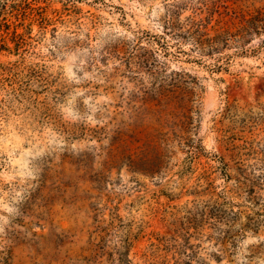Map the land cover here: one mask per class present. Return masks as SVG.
I'll list each match as a JSON object with an SVG mask.
<instances>
[{"label": "rangeland", "instance_id": "obj_1", "mask_svg": "<svg viewBox=\"0 0 264 264\" xmlns=\"http://www.w3.org/2000/svg\"><path fill=\"white\" fill-rule=\"evenodd\" d=\"M0 2V264H264V0Z\"/></svg>", "mask_w": 264, "mask_h": 264}, {"label": "trees", "instance_id": "obj_2", "mask_svg": "<svg viewBox=\"0 0 264 264\" xmlns=\"http://www.w3.org/2000/svg\"><path fill=\"white\" fill-rule=\"evenodd\" d=\"M6 7L7 5L5 4L2 9ZM236 20L237 23L232 28H237V32L233 35H230L229 30L231 28L224 29L218 27L220 22L209 29L210 22L202 20L195 21L193 19L190 22L187 34L195 48L202 53L209 54L219 50L220 39L223 36L243 39L247 36L264 34V11L262 9L254 10L253 12L238 13V15L236 14ZM221 30L222 33H219Z\"/></svg>", "mask_w": 264, "mask_h": 264}]
</instances>
